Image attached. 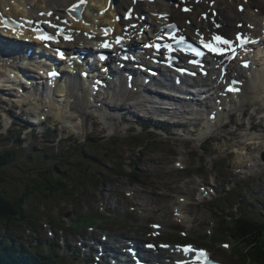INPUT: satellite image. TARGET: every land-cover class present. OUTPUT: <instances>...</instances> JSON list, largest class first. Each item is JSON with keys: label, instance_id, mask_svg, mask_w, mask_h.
I'll use <instances>...</instances> for the list:
<instances>
[{"label": "rangeland", "instance_id": "rangeland-1", "mask_svg": "<svg viewBox=\"0 0 264 264\" xmlns=\"http://www.w3.org/2000/svg\"><path fill=\"white\" fill-rule=\"evenodd\" d=\"M36 2L39 4V6H41V4H42L41 2H43V0H37ZM250 13H251L250 10H247L246 14L249 15ZM257 103L258 104H256V106H259L260 107L259 109L261 111L264 110V92L262 93V97L258 100ZM29 107L33 109L34 106H29ZM249 110L251 112H254L256 110V107L254 106L253 103H252V105L250 104ZM12 115H13V118H15V119L17 117L22 116V115H18V113L12 114ZM234 116L238 119L241 118V116L239 114L234 115ZM256 117L258 118V115H256ZM13 118H9L10 119L9 121H12ZM257 118H255V120H257ZM95 119H96V117H95ZM89 120H91V118H89ZM6 121H7V119L4 121L0 120V148H2L3 145L8 141L5 139L6 137L16 139L20 136L25 137V135H27L26 131L23 132V129L20 128L21 124L16 123L14 126H12L10 128L9 127L10 125H7L8 122H6ZM113 122L117 123L118 125L121 124L120 119L114 120ZM89 125L90 126L88 127V129L91 128V130L89 131V132H91L94 128L92 127L93 125H91V124H89ZM259 130L261 131L262 128H259ZM106 131H105V128L102 127V131L100 134L103 135V138L111 133V131L109 132V130H106ZM243 131H246V129ZM240 132L241 131L236 132V131H232V130H226L224 135L225 136L226 135H234L235 136V135H240L239 134ZM216 135H217V138L214 141H212V143H209L207 147H208V150H212L216 155H218L220 157V159L216 160L213 157L203 155L200 157V160L195 164H189L188 162H186L184 160L183 162L186 164L187 168L194 166L195 171L197 173H201V176L205 175L206 182H207V178H208L209 174H213V175L217 176L218 179L223 178L221 173H219V171L216 169L215 162H217L218 165H220V166L226 165L229 167V172H230V176H228L229 179L234 177L236 180H238V179L239 180H248L252 173L256 172V173L264 174V160L262 159L261 152L259 151V149L261 148L260 145H258V144L253 145L256 148V150H258V152L252 153V156H250V158L247 157V159H246L245 156H247L248 152H249V150L247 149L246 146H249V145L245 144V142L244 143H240V142L235 143L234 142L233 143L234 146H235V144H237V146L230 148L228 146L227 141L224 139L223 134H219L216 132ZM64 137H66V136L64 135ZM26 141L28 144V140H26ZM79 141L77 140V142L79 143V146L74 148L77 152L76 155H73V161H74L73 166L75 167V169H74V171L73 170L67 171L68 177L71 178L72 176H74L76 174L75 170H77V167L79 169H81L82 171H85V169L87 167H83L81 164H78L79 161H83L82 159L87 158V156H90V158H88V159L91 161L92 157L95 158V156H97L100 158L96 157L97 158V161H96L97 164L95 167H90L91 171H90L89 175L92 178H96L98 176H102V177L106 176L107 179L102 178L98 184H90L89 187H85L81 191V193L79 194V195H81V197L79 196V198L77 197V199H76V197H74V198H72V197L61 198L60 200H57V204H55V205L53 202H51L48 205L47 204L48 199L41 200L39 202V204L36 203L37 209L42 210L43 206H45L46 209H43V210H47L48 212H50V214L47 213V214L41 216V212H38V214H37L36 210L30 209V211L35 216L41 218L42 220H46V218H48V217H54L57 220L63 221L64 220L63 219L64 214L66 215V214H68V212H70L72 214V212H73L72 204H73L74 207L80 206L81 207L80 209H83V213H92V214L97 213L98 209L100 208V211L102 212V214L105 217L119 216L117 218V221H115L114 223L122 222V219H123V221L130 222L132 219L136 220L135 219L136 218V212L135 211L137 210V208H136L135 211H132L129 208L130 204H133V205L135 204L136 206H137V204H143L144 202H142L141 200L143 197H146V199H143V200H145V202L146 201H149V202L152 201L153 202V203H144L145 206H149L150 209L154 210L152 217L155 215H159L161 217H164L161 213L157 212L156 210L163 209V208H161V204L162 205L171 204V208L167 207L165 209L166 216L164 217V222L167 223L166 235H169V232L174 233V234H179L180 230H178V229L174 230V227H179L178 225L180 223H178L177 225H174L176 223L173 222L172 216H175V215L172 213L171 210L175 204L176 199L180 198V197H177L178 194H174L171 190H173L174 188H177V187L178 188L182 187L183 189L189 188L190 190H193V193H194V191H195L194 185L192 182H190V179H189V178H195L197 180V177L194 176V172L190 173L189 171H187V169H181V170L176 169L178 167L176 165V160H178L179 157L181 158V160H182V158L183 159L188 158V156H191L193 154V152H191L192 150L182 149L181 147H174L173 141L169 142V143H173V145L168 144V142H166V141H165L166 143H163L161 145H150L148 147V150H147L148 151V156H147L148 160L144 161L142 158L140 166H141L142 170L151 173L150 177H147V178L149 180H152V181H148V184H147V182L144 181V184H137L138 186H135L134 184L130 183L129 178L121 177L120 173L116 174V172H114L113 173L114 175H110L109 173L104 172L102 170V165H103L104 160L109 161L112 158V156H118V157L124 159L125 161H127L129 163L130 161L134 160V157H138V158L140 157L138 155V152L127 151L129 148L125 144L116 145V147H118L120 149H124V150L116 149V151H114V148L111 147V144H108L107 145L108 147H106V145H101L99 143L98 144H90L88 146L89 147L88 148L86 145H88L89 141L87 140L86 136L79 138ZM255 142H257V140ZM37 143L40 145H44L42 142V139H40V138L37 139ZM177 143L180 145L179 142H177ZM204 143L205 142L200 143V148L203 146ZM259 143L263 146L264 141L260 140ZM73 144H75V142ZM57 145L60 146L61 144L57 143ZM25 148H27V147H25ZM46 150L50 151L49 149H46ZM88 150L94 151L93 155H88ZM230 150L233 152H229ZM195 152L199 153L200 149H195ZM98 153H99V155H98ZM176 153H177V155H179L178 157L176 156ZM201 154L202 153H200V155ZM22 155L30 158V156L27 154H22ZM149 157H152L155 161H151L149 159ZM203 157H204V159L201 160ZM131 158H132V160H131ZM138 158H136V160H138ZM251 158L257 159V161H256L257 165L255 163H253V167L257 166V169L249 168V171L245 170L241 174L236 172L237 168H240L241 166L245 167V165L243 164L244 161H246V164H247V162ZM163 161H164V163H163ZM192 161L195 162V160H192ZM155 162H160V163H155ZM201 167L204 168L203 171H199L198 168H201ZM23 168L31 171V169L27 163H24ZM147 169L154 170V172L156 174H158V176L155 177L153 175L152 171H149ZM174 172H177L178 174H175ZM238 174H239V176H238ZM253 179L254 178L251 179V182ZM9 181H10V179H9ZM27 183L28 182H26V183L24 182V184H27ZM261 187L262 188L264 187V181L262 182ZM129 188H137V190H133V191H136V196H134L133 198H130V196L132 194L129 193ZM163 188H168V190H166V194L168 193V195H164V194H158L157 195L155 193L158 191L164 192ZM108 189H109V191H107ZM11 190H15V189H11ZM17 190H19V189L16 188V191ZM56 195H55V197H56ZM105 198H106V200H105ZM50 200H54V198H51ZM104 200L107 201L106 205L104 203ZM119 200L126 203L128 207L122 206V207L118 208L117 205H118ZM155 202L160 203L159 208H156L157 204H155ZM177 202H178L177 209L180 210L181 207L179 204V200H177ZM204 204L200 205V206H194L193 208H191L190 210L194 211L195 213L193 215H191L189 218H187L186 221L187 222L198 221L200 218L204 217L205 219L208 218V220L211 222L209 217H211L212 213L210 210H207L204 207ZM33 206L34 205H32V207ZM183 206H184V209L187 208V204H184ZM128 208L130 210H128ZM252 209H254V208L253 207L249 208L248 211H251ZM233 212H238L237 207L233 208ZM69 218L72 219V215H69L68 219ZM139 219H138V222L140 223L142 221L143 217L141 215H139ZM150 220H153V219L150 218ZM199 225H204V223H201V224L196 223L194 225L196 232H197V230H200ZM112 226H114V224H112L110 227H112ZM208 227H210V226H208ZM169 236H170V238L172 237L171 235H169ZM221 254L227 259V256L225 254H223V253H221ZM231 262L234 263L233 261H231Z\"/></svg>", "mask_w": 264, "mask_h": 264}, {"label": "bare ground", "instance_id": "bare-ground-1", "mask_svg": "<svg viewBox=\"0 0 264 264\" xmlns=\"http://www.w3.org/2000/svg\"><path fill=\"white\" fill-rule=\"evenodd\" d=\"M12 1L13 0H0V9H4L6 6L11 5V2ZM15 1H16V4L13 5V11H16L17 10V7L18 6H21V5H27V6L30 5V6H32L33 10L32 9L31 10L34 13H37L39 10H41V9H37V6L38 5H36V3L33 2V1H36V0H15ZM72 1H75V0H47V1H44V2H41V3L44 4V7L56 9L57 10V13H60V11L62 9H64V8H66ZM127 1H129V0H125L123 3H121L117 7V9L118 10L122 9L124 7V4ZM239 1H242V0H237V2H239ZM108 2H109V0H91L90 6H92L93 8L95 6H98V8L101 7L102 8L101 9V12L100 13H94V14H91V15H88V16L86 15L85 16V22H83V20H81V21H73V20H71V22H73V25L72 26L79 27L84 32L85 31H89V32L93 33V32H97V30H98V29H96V25L102 24V23H104V21H109V23H112V24L113 23H116L117 24L116 27L120 28L121 27V24L123 23V18L120 21L115 20V16L118 13H117V11L114 8H112L108 4ZM130 3H132L131 0H130ZM31 4H34V6L31 5ZM41 6H42V4H41ZM137 6H138V8H140L141 3L138 2L137 3ZM254 6H259L260 7L259 14H262V15L264 14V0H249V3L247 4V7L250 10H253V7ZM219 8L221 9V16H222V19L223 20L227 19V16H230L231 17L229 19V23L225 26V28L227 30H230L234 26L236 27V25H238L241 22L242 17L244 16V14L243 13L242 14L239 13L238 10H236V9L235 10H232L230 3H227V2L220 3L219 4ZM172 10L174 12V15H178L175 8H172ZM187 16L188 15H182V18L186 19ZM188 17H190V16H188ZM254 17L255 18H250V16H245V18L250 19V21H254L255 19H260L258 17V14H255ZM207 18H209V17H207ZM234 20H235V22H234ZM194 21L197 22L196 19H194ZM197 23L200 26L206 27L205 24L206 23H209V22H207V21H201V22H197ZM234 23H235V25L233 26ZM86 42L87 41L85 39V43ZM0 44H1L0 47H4V45L2 44V42H0ZM7 47H9V46H6L4 49H6ZM3 54H5V55H7L9 57H13V60L16 63L15 65H17V61L20 60L19 58H17L18 54L20 55V53H13L10 50V52L9 51H3ZM90 56H92V54L88 55L87 58H89ZM72 59L74 60V57H72ZM24 60L26 61V58H24ZM25 61H23V62H25ZM21 69L24 70V67H21ZM249 78H250V82L249 81L246 82V86H245V89L243 91V94L239 96V101L240 102H244V101L248 100V103H252L255 100L256 97H258V96L261 95V91L264 89V69H260L259 70V75H251ZM81 81H82L83 85L86 87V93H85L84 97L83 96H78L75 93V91L73 90V87H70V84H72L73 79L69 80V77L62 84H59L58 85L59 86V90H61L63 92H67L68 96H67L66 99H63V95L60 94V97L58 98V102L57 103H56V101H53L52 102V105L55 108H57V112L55 110H53L51 112V115L54 116L55 118L61 119L63 125H66V124L72 122L71 119L66 114V111L68 109H70V108L75 109L79 115H80V111H81L85 115V121L86 122H89V124H92V122L98 124L99 121H98L97 118H99V119H100V117L103 118L104 115H105V110H101L102 106L100 108V106L97 105L90 98V89L88 88V87H90L89 86V81L88 80H81ZM95 85L96 86L98 85V88L99 89L101 88L102 92L104 93V96H106V98L108 100H114L115 98L113 97V95L116 96V95L119 94V92L117 91V89H116V91H117L116 95L115 94H113V95L110 94V92L108 90L105 91L103 85L101 86V83H99V81ZM32 87H33V85H32ZM85 87H82V90H85ZM51 91H52L51 89L48 90L45 97L43 95L40 96L39 94L37 95V97L39 98V100L40 99H43V98H47L48 99L49 98V94L51 93ZM4 93H7V92L4 91ZM57 97H58V95H57ZM71 97H76L77 98L75 100V102L72 103L69 100V98H71ZM261 97H262V95H261ZM101 98H102V101L105 103L106 107L109 108V106H107V103L103 99V97H101ZM119 98L123 102H125L129 107L135 108L134 105H132L131 103H129L128 101H126V100H129L126 95L122 94V95L119 96ZM24 102H25V104L28 103V99H25L24 98ZM231 102H234V98L231 100ZM78 104H82L86 108H89L90 113L88 114L86 111H84V109L82 108V106L81 105H78ZM95 106H98V107H96L94 109ZM29 109L31 110V112H33V117H34L33 119H35L37 121H40V119L38 118V114L41 112L40 111L41 108H37V109H34L33 108L32 109V108L29 107V104H28V105H26V108H24V109L21 108V111L22 112L23 111L28 112ZM58 110H60V112ZM122 111H123V109H122ZM92 112L94 114H97V115H95L96 116V119L95 118H92V115H94ZM226 114H227V111H224V112L220 113V117L221 118H224L226 116ZM89 118H92V119L89 120ZM104 119H106V118H104ZM258 140L260 141V138L259 137H258ZM262 141H264V140H262ZM88 155H93V152L92 151H88ZM155 163H160V162H155ZM163 163H164V161H163ZM112 169H113V167H112ZM84 188H85V186H82L81 187L82 190ZM253 191H254V189H253ZM135 193H136V191H135ZM132 194H134V191H132ZM105 200H106V198H105ZM156 202H155V204H157L156 208H159L160 207V203H156ZM105 204H107V201H105ZM179 204H180V207L181 208L178 211H181L182 210V213H183V209H184V206L183 205L186 204V203L184 201H181L179 199ZM169 205L170 206L168 208H171V204H169ZM122 206L128 207L126 203H124L123 201H120L119 200L117 207L120 208ZM161 208H165V206L161 204ZM140 211H146L147 212L148 210H146L145 208H140ZM162 230H165V229H162ZM154 231H155V229H154ZM93 240L94 239H91V241H93ZM137 240H139V239H137ZM160 255H161V253H160ZM158 258L159 257H156V259H158Z\"/></svg>", "mask_w": 264, "mask_h": 264}, {"label": "trees", "instance_id": "trees-1", "mask_svg": "<svg viewBox=\"0 0 264 264\" xmlns=\"http://www.w3.org/2000/svg\"><path fill=\"white\" fill-rule=\"evenodd\" d=\"M23 152H26V150L22 147L20 139H17L14 145L7 147L4 150H0V220H2V218H7L13 221L14 217H18L16 218L17 220L23 218V214L20 210L22 211V209H24V205H21L22 201H19V199L15 197V190H10L19 188L18 185L21 186L26 180V177L31 175L30 171L21 167L20 164L25 162L29 165L31 170H38L40 165H42V161H46L44 159L45 156L35 149L29 152L28 155L30 158L22 155L25 154ZM23 158L26 159V161L23 160ZM23 172H25V174H23ZM39 177L48 182L51 189H65L68 183L64 182L62 179L59 180L56 175L53 176V173L42 172ZM12 183L13 185L9 188ZM30 187L29 184L26 186V190L24 187H21V189L23 188L21 191L25 190L22 194L23 197L28 198L34 192V189H31ZM18 209L19 211H17ZM227 229L230 232H234L233 230L236 229L240 236L244 235L246 232H251L256 240V246L254 248H256L257 252L263 253L264 256V227H261L256 223H252V226H249L244 220L239 224H236L235 228H233V225L229 224ZM15 243L18 242L15 241ZM10 247L11 253H16L19 249L12 245ZM11 255L12 254L9 252L6 253L5 250L0 251V264H25L22 260H17L14 255ZM48 263L63 264L61 260H57L56 262L51 260L48 261Z\"/></svg>", "mask_w": 264, "mask_h": 264}, {"label": "snow or ice", "instance_id": "snow-or-ice-1", "mask_svg": "<svg viewBox=\"0 0 264 264\" xmlns=\"http://www.w3.org/2000/svg\"><path fill=\"white\" fill-rule=\"evenodd\" d=\"M80 2L84 3L85 0H80ZM110 3H111V0H110ZM73 7L75 8V7H77V5H74ZM185 10H187V9H185ZM241 10H243L242 6H241ZM49 15H51V13H49ZM117 19H119V17H117ZM26 22L32 23L31 20L26 21ZM4 23H5V26H7L8 21L5 20ZM44 23H50V22L44 21ZM213 23L215 24V21H213ZM215 26L217 28L220 27L219 24H215ZM51 27L56 28L57 25L51 24ZM237 27H241V26L238 25ZM248 27H252V25H248ZM107 32H108V30L105 29V35H107ZM39 38L42 40H52V39H54V36H50V35L45 33V34L41 35ZM64 38L66 40L71 39V37H69V36H65ZM180 39L184 40V37H180ZM116 43H121L120 37L116 38ZM247 43H255V41L250 40L243 32L236 33V36L234 39L226 38L224 35H221L219 33L213 34L210 39H205L203 37H201V39H200V44H202L204 48H206L209 52H212V53H215L218 55H224L225 53H228V52L234 53L237 47H243ZM100 47L109 48V47H111V45L108 43V41H105L104 43H102L100 45ZM193 51L198 56L202 54L196 48H193ZM60 55L63 56V53L61 52ZM243 66L248 67V63L244 62ZM178 71H181V70L178 69ZM48 75L51 77V76H56L58 74L56 72H50V73H48ZM238 83H240V82L235 81V80L231 81L229 83V86L226 89V91L239 92L240 89L238 87H233V85H236ZM213 118H214V114H213ZM149 247H153V246L149 245ZM163 247H166V246H163ZM224 247H228V245H224ZM183 251L186 254L189 252H195L196 256L194 259L197 262V264H214V262L211 259H209L208 253L203 249H193L190 245H185L183 247ZM178 264H186V262H178Z\"/></svg>", "mask_w": 264, "mask_h": 264}]
</instances>
